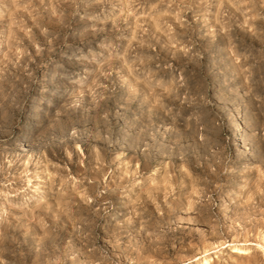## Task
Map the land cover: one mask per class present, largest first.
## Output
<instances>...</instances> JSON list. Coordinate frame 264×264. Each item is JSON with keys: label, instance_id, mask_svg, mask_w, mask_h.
Wrapping results in <instances>:
<instances>
[{"label": "rangeland", "instance_id": "rangeland-1", "mask_svg": "<svg viewBox=\"0 0 264 264\" xmlns=\"http://www.w3.org/2000/svg\"><path fill=\"white\" fill-rule=\"evenodd\" d=\"M0 264H264V0H0Z\"/></svg>", "mask_w": 264, "mask_h": 264}]
</instances>
